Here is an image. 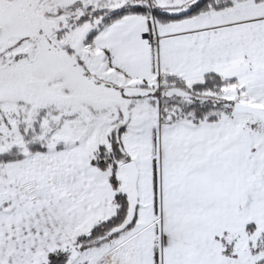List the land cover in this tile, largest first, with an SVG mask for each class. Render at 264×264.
<instances>
[{"label": "snow or ice", "instance_id": "snow-or-ice-1", "mask_svg": "<svg viewBox=\"0 0 264 264\" xmlns=\"http://www.w3.org/2000/svg\"><path fill=\"white\" fill-rule=\"evenodd\" d=\"M0 264H264V0H0Z\"/></svg>", "mask_w": 264, "mask_h": 264}]
</instances>
